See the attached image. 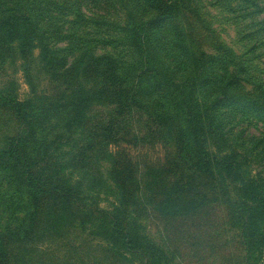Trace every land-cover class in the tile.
<instances>
[{"label":"trees","instance_id":"obj_1","mask_svg":"<svg viewBox=\"0 0 264 264\" xmlns=\"http://www.w3.org/2000/svg\"><path fill=\"white\" fill-rule=\"evenodd\" d=\"M60 5L56 0H0L1 58H14L26 77L33 58H37L40 71L53 83L49 90L53 97H43L47 106L42 105L39 113L30 100L18 97L12 80L0 86V108H8L25 126L0 141V181L12 186L19 198L5 224L0 225V264H8L16 244L31 242L48 230L63 232L77 223L83 229L90 228L94 238L108 242L121 258L140 255L155 264L164 263L166 255L156 244L128 229L130 209L143 206L145 184L155 188L148 203L160 212L169 210V214L195 210L205 203L206 196L191 193L190 181L182 177L166 186L159 178L165 174L161 169H141L108 151L107 147L117 144L115 135L128 124L141 121L158 124L164 140L176 148L181 159L183 155L188 158L195 174L208 178L218 174L239 182L244 216L237 221L242 225L247 252L261 253L264 178L252 174L239 152L216 149L211 128L220 123L218 109L222 106L262 116L264 90H240L237 95L222 78L216 85L207 80L195 82L197 69L212 65L211 56L200 49L197 56L180 47L161 49L158 41L154 47L150 45L159 30L177 20L182 0L140 1L143 16L122 27L123 43L135 57L130 66L109 54L97 53L82 40L71 41L61 31L59 35L69 42L66 47L56 46L50 23L54 13L62 15ZM150 11L153 15L145 19L144 12ZM163 51L168 67L163 66V72H169L165 75L170 83L164 81L156 60ZM188 85H193L189 91ZM96 106L111 113L98 112ZM52 112L62 114L64 124L58 136L64 142L54 148L46 141L40 130L43 123L38 120L39 114L49 116ZM92 124L99 133L87 129ZM99 160L109 164L106 183L116 198L112 210L106 212L86 205L83 177L74 176L75 171ZM134 192L138 196L134 197ZM187 195L192 198L177 208L180 198Z\"/></svg>","mask_w":264,"mask_h":264},{"label":"rangeland","instance_id":"obj_2","mask_svg":"<svg viewBox=\"0 0 264 264\" xmlns=\"http://www.w3.org/2000/svg\"><path fill=\"white\" fill-rule=\"evenodd\" d=\"M56 1L63 10L62 15L54 13L50 23L56 46L66 47L69 42L59 35L61 31L71 41L79 39L89 43L97 53L109 54L126 66L135 63L128 45L123 43L122 27L143 16L139 8L141 0ZM78 14L85 20L80 21ZM152 15L153 11L144 12L145 19ZM166 33L172 40L165 37ZM157 41L161 49L180 47L192 56H197L200 49L212 57V65L197 69L193 76L197 78L195 82L207 80L216 85L217 79L222 78L230 85V92L237 95L240 90H264V0H182L177 20L159 30L150 45L154 47ZM165 57L163 51L156 60L164 81L170 83L165 75L169 72H163V66L168 68ZM19 68L14 58L0 56V86L5 80H12L18 97L30 100L39 113L42 105L47 106L43 97H53L49 93L53 83L40 71L37 58H33L28 77ZM190 86L193 85H188L187 91L192 89ZM96 108L98 112L111 113L110 109ZM218 110L220 123L211 128L215 148L239 152L240 160L247 163L252 174L264 178V114L258 116L224 106ZM61 117L58 112L38 116L43 123L40 130L53 148L58 142H64L58 137L64 129ZM138 123L128 124L115 135L117 144L107 147L108 151L121 155L141 169H161L165 174H160L159 178L166 186L181 177L183 181L189 180L191 193L203 194L206 199L202 206L189 212L185 209H181L180 214H169L167 209L160 212L148 203L155 188L150 189L145 184L143 206L130 209L128 229L156 244L166 255L163 264H264V250L254 255L247 252L242 225L237 221L244 216L239 182L218 174L211 178L196 175L188 158L183 155L181 159L176 148L164 140L163 129L158 124ZM24 128L8 108H0V141ZM87 129L99 133L95 124ZM108 167L106 161L99 160L74 172V176L83 177L86 205L103 212L111 211L116 201L113 189L106 183ZM191 198V195L182 196L177 208ZM18 199L14 188L0 181V225L5 224L8 212ZM84 228L77 223L63 232L39 233L31 242L16 244L10 250L8 264H155L140 255L136 258L126 256L127 259L119 257L108 242L94 238L90 228Z\"/></svg>","mask_w":264,"mask_h":264}]
</instances>
